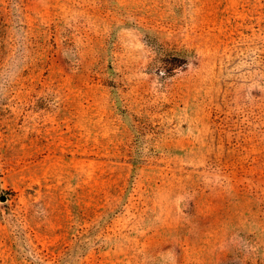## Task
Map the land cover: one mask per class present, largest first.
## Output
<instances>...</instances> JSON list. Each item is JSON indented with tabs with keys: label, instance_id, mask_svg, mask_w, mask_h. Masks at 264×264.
<instances>
[{
	"label": "rangeland",
	"instance_id": "rangeland-1",
	"mask_svg": "<svg viewBox=\"0 0 264 264\" xmlns=\"http://www.w3.org/2000/svg\"><path fill=\"white\" fill-rule=\"evenodd\" d=\"M0 264H264V0H0Z\"/></svg>",
	"mask_w": 264,
	"mask_h": 264
}]
</instances>
